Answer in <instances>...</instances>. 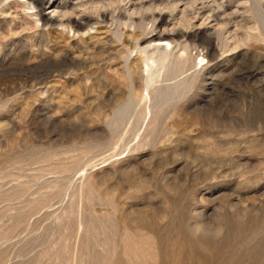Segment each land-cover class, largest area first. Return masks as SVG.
Segmentation results:
<instances>
[{
    "label": "rangeland",
    "instance_id": "rangeland-1",
    "mask_svg": "<svg viewBox=\"0 0 264 264\" xmlns=\"http://www.w3.org/2000/svg\"><path fill=\"white\" fill-rule=\"evenodd\" d=\"M0 264H264V0H0Z\"/></svg>",
    "mask_w": 264,
    "mask_h": 264
},
{
    "label": "bare ground",
    "instance_id": "bare-ground-1",
    "mask_svg": "<svg viewBox=\"0 0 264 264\" xmlns=\"http://www.w3.org/2000/svg\"><path fill=\"white\" fill-rule=\"evenodd\" d=\"M152 2V1H151ZM84 3V2H83ZM153 3H154V0H153ZM83 5V4H82ZM141 7V6H140ZM135 10L137 9V8H134ZM135 12L136 11H134V14H135ZM133 13V12H132ZM138 13V12H137ZM64 14V13H63ZM84 17H86V16H84ZM83 17V18H84ZM101 17V16H100ZM103 17V16H102ZM120 18V17H119ZM130 18V17H129ZM87 19V18H86ZM89 19V18H88ZM103 19V18H102ZM69 21V20H68ZM67 21V22H68ZM86 21V20H85ZM90 21V20H89ZM134 21V20H133ZM74 22V21H73ZM76 22V21H75ZM46 23H47V21H46ZM65 23V22H64ZM70 23H72V21L70 22ZM84 22H77L75 25L76 26H78V27H81V25L83 24ZM133 23V22H132ZM143 23V22H142ZM141 23V24H142ZM60 24V23H59ZM67 24V23H66ZM73 24V23H72ZM131 24V23H130ZM48 25V24H47ZM62 25V24H61ZM64 25V24H63ZM134 24H132V26H133ZM70 26H72V25H70ZM88 26H90V25H88ZM125 26H128V25H125ZM142 26V25H141ZM78 27H76V28H78ZM139 27H140V25H139ZM79 29V28H78ZM85 29V28H84ZM151 41H152V44H153V49H156L157 51H160V49L161 48H163V46L164 45H170L171 44V39H170V37H169V35H167V34H159L158 33V35H154V36H152V38H151ZM151 44V43H150ZM149 45V44H148ZM147 45V46H148ZM159 45H162L161 47H159ZM146 45H145V48L143 47V48H141L140 50H142V49H144V50H142V53H143V56L144 55H146V59H145V61H144V63H145V66H146V70H147V76L145 77V78H147V80H148V83L150 84H152L153 82H155V77L157 76V74H158V72H159V69H160V67H162L163 66V64H165V60H166V52H165V50H162V51H164V55L163 56H160V57H158L159 59H156L155 58V56L154 55H152V56H154V57H150L148 54V52H149V50H148V52H147V50L146 49H148V48H146L147 47ZM140 48V47H139ZM151 48H152V46H151ZM146 50V51H145ZM139 51V50H138ZM161 51V52H162ZM145 53V54H144ZM153 53H155V52H153ZM141 54V53H140ZM143 58V57H142ZM145 58V57H144Z\"/></svg>",
    "mask_w": 264,
    "mask_h": 264
}]
</instances>
